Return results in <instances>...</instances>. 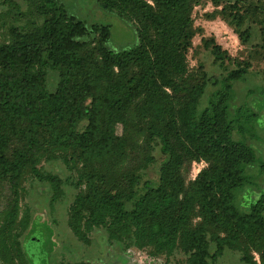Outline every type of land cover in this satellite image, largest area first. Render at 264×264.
I'll list each match as a JSON object with an SVG mask.
<instances>
[{"label":"trees","instance_id":"1","mask_svg":"<svg viewBox=\"0 0 264 264\" xmlns=\"http://www.w3.org/2000/svg\"><path fill=\"white\" fill-rule=\"evenodd\" d=\"M96 1L130 27L131 44L110 48L108 24L86 25L60 0H0L8 11L0 13V191L9 195L0 264H29L21 242L32 222L20 206L26 183L47 195L51 210L72 194L64 226L82 244L101 230L108 243L149 257L181 253L186 264H219L237 252L241 264H264V164L257 171L250 147L254 92L237 104L246 65L223 77L189 69L201 0ZM263 11L264 2L226 0L213 16L242 45L262 17L264 50ZM201 42L224 68L227 54L213 39ZM258 94L264 102V87ZM199 161L205 166L191 180ZM252 190L260 194L243 204Z\"/></svg>","mask_w":264,"mask_h":264},{"label":"rangeland","instance_id":"2","mask_svg":"<svg viewBox=\"0 0 264 264\" xmlns=\"http://www.w3.org/2000/svg\"><path fill=\"white\" fill-rule=\"evenodd\" d=\"M221 5L214 7L212 0H201L192 12L193 25L196 34L192 39V47L186 55L189 69H196L199 65L210 75L225 76L226 72L237 67H247V73L241 84H238L237 104L249 96L247 90L254 92L249 96L251 112L256 115L254 127L256 136L252 147L256 154L257 166L264 164V102L259 99L258 90L264 87V50L259 47L260 19L252 26L254 36L249 44L242 45L233 29L229 27L219 16H213L215 10H220L226 0H220ZM247 3L259 4L264 0H244ZM30 2V1H29ZM66 13L86 25L93 23L108 24L111 29L110 48L131 44L134 35L125 23L120 21L102 8L96 0H60ZM259 6V5H258ZM21 12H24L23 3H19ZM5 5H0V13L7 14ZM264 12V11H263ZM15 13L12 11L11 14ZM8 24L13 23L8 18L4 19ZM20 23V22H18ZM213 39L224 51L230 61L224 68H219L212 63L210 52L203 47L201 40ZM256 44V45H255ZM255 45V46H254ZM210 89V88H209ZM258 96V97H257ZM205 166V162H194L191 167L189 179H194L198 172ZM256 171V172H257ZM258 173V172H257ZM264 191V185L261 186ZM20 206L22 210L30 212L31 233L24 232L21 237L23 252L29 264H186L181 253L169 258L163 256L149 257L145 251L128 248L123 249L119 244L108 243L106 235L101 230H95L89 235L88 244L77 241L64 226V217L68 205L72 200V194H68L61 203L55 204L51 210L47 205V195L42 197L37 188L24 185ZM249 192V191H248ZM260 192L254 190L245 193L242 198L244 204L247 199L255 200ZM9 195L0 191V210L4 207ZM34 218V219H33ZM219 264H241L237 252H226Z\"/></svg>","mask_w":264,"mask_h":264}]
</instances>
